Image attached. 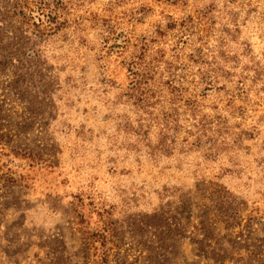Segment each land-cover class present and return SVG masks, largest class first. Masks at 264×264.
<instances>
[{"label":"rangeland","instance_id":"1","mask_svg":"<svg viewBox=\"0 0 264 264\" xmlns=\"http://www.w3.org/2000/svg\"><path fill=\"white\" fill-rule=\"evenodd\" d=\"M0 264H264V0H0Z\"/></svg>","mask_w":264,"mask_h":264},{"label":"trees","instance_id":"2","mask_svg":"<svg viewBox=\"0 0 264 264\" xmlns=\"http://www.w3.org/2000/svg\"><path fill=\"white\" fill-rule=\"evenodd\" d=\"M143 62L142 61H137L135 62L134 64H131L130 65V68H129V71H130V77H131V80H130V83L133 85V89L136 87L137 90H140L139 91V94L142 93V86H144V84L150 80V79H153V73L155 74V71L153 72L152 69H150L153 73H151L148 68L146 67H142ZM152 74V75H151ZM169 81H173L172 78L168 79ZM170 84V83H169ZM133 94V93H132ZM141 98H138L137 99H142L143 96H140ZM139 123H137L135 125V128H132V130L134 132H136V130L138 131H141L142 133H145L147 134V132L149 131L150 129V126L151 124L148 123V124H143L142 121H138ZM142 123V124H141ZM158 123V122H157ZM168 124L169 123V120H165L164 123H163V126H162V129L164 130H167L168 129Z\"/></svg>","mask_w":264,"mask_h":264}]
</instances>
